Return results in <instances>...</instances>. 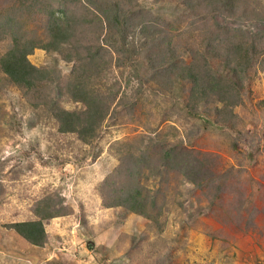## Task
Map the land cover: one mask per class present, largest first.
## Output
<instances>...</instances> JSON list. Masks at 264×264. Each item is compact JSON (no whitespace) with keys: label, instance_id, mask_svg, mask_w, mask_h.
I'll use <instances>...</instances> for the list:
<instances>
[{"label":"rangeland","instance_id":"1","mask_svg":"<svg viewBox=\"0 0 264 264\" xmlns=\"http://www.w3.org/2000/svg\"><path fill=\"white\" fill-rule=\"evenodd\" d=\"M25 1L0 0V18L11 9L22 22L13 31L42 39L43 11L68 18L90 8L107 16L114 0H46L42 11ZM117 1L130 14L126 44L135 53L131 61H117L121 55L104 40L100 54L112 62L97 87L113 92L112 109L122 107L91 143L60 133L52 114L54 105L82 108L65 89L75 65L65 55L72 49H35L28 56L50 72L32 91L14 86L0 70V264H264L260 62L243 76L240 102L226 113H218L222 104L214 98L189 106L191 84L177 76L167 86L139 81L147 57L166 51L175 56L166 72L197 60L203 73L223 77L222 51L207 53L208 43H236L232 36L246 31L264 38V0ZM6 33H0V56L11 45ZM105 34L90 26L76 37L94 46ZM132 185L148 195V214L104 206ZM42 201L52 206L42 204L37 213L57 216L41 220L46 239L34 246L8 226L38 221L34 207Z\"/></svg>","mask_w":264,"mask_h":264},{"label":"trees","instance_id":"2","mask_svg":"<svg viewBox=\"0 0 264 264\" xmlns=\"http://www.w3.org/2000/svg\"><path fill=\"white\" fill-rule=\"evenodd\" d=\"M26 1L39 3L40 11L43 10L42 4L45 5L46 2V0ZM130 1L122 0V3L125 4V2ZM187 1L188 3L191 2V0ZM194 1L198 3V0ZM205 1L213 2L219 0ZM231 1L222 0V2ZM23 3H19L20 6ZM28 8L26 7V9ZM109 10L106 16V12L101 14L96 11L95 13L88 8L85 11L83 10L82 14L70 15L68 18L61 15L57 16L53 10H50L49 13L43 11L42 14L46 18L42 22L46 23V33L42 39L27 38L21 33L19 28L17 31H13L14 23L19 22L22 26V22H20L21 18L11 15V9L6 17L4 15L0 18V33L7 32L6 34H8L11 42L10 48L0 56V70L8 77L10 83L19 89H24L28 92L32 91L36 86L38 88L42 83L48 82L47 74L50 72L35 68L28 61V56L35 49H43L46 52L55 53H62L63 47L72 49L74 55L69 52L65 55L66 60L75 61L71 80L66 83L65 89L70 99L80 103L82 108L78 111H67L54 105L52 114L58 123V131L60 133L73 134L84 144H89L96 138L101 125L108 116L110 117L115 108L122 107L121 102L112 109L113 99L111 98H113V92L107 91V93H103L97 87L103 78L102 74L105 68L112 62V58L107 61L105 56L100 54V51L103 50L104 40L110 41L118 56L121 55L117 61H131V56L128 57V55L135 53V50H130L126 44L128 30L131 25L130 14L120 8L117 0L113 1ZM90 26L97 27L101 35L104 32L106 34L102 39L98 37L94 46L89 44V47L81 44L82 39L79 40L76 37V33L79 29ZM232 37L237 40L236 43L230 39L223 38L217 45L211 42L207 46V53H213L214 49L215 51H222L223 59H220L219 66L226 68V71L222 74L224 75L223 77L221 75L217 77V75L212 76L211 73H203L197 60L188 66L171 68L166 72L165 69H168L170 65L172 66L175 60L173 52L169 54L166 51L162 58L154 56V58L149 59L147 57V63L142 65V71L144 72L139 81L148 85L151 81H155L158 82L157 86H167L165 84L170 85L177 76L179 80L191 84L188 92L189 106L197 107L201 103H210L214 98L222 104L221 109H216L218 113L229 112L233 106L240 102L239 93L243 90V76L245 78L250 69L258 62H260L258 64L259 68L264 72V38L258 33H250L248 31L239 36L234 34ZM163 42L168 48L171 45L169 40ZM152 61H155L158 65L153 64ZM208 66L206 62L202 67L207 68ZM261 104L264 105V101H261ZM116 195L117 199H115V202L105 203L104 206H121L131 213L148 214L147 209L151 206L149 203L150 199L140 186L132 185L131 187L119 188ZM42 204L48 207L52 206L47 204V201H42L34 207V213L40 217L38 221L17 222L8 226L9 229H12L34 246H41L46 239L41 220L57 216L43 210L41 213H37V207Z\"/></svg>","mask_w":264,"mask_h":264}]
</instances>
